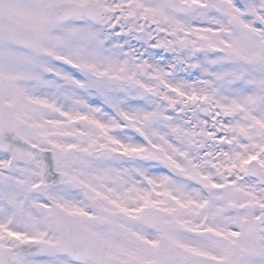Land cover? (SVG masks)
<instances>
[{"label":"snow or ice","instance_id":"6c2138e0","mask_svg":"<svg viewBox=\"0 0 264 264\" xmlns=\"http://www.w3.org/2000/svg\"><path fill=\"white\" fill-rule=\"evenodd\" d=\"M0 264H264V0H0Z\"/></svg>","mask_w":264,"mask_h":264}]
</instances>
